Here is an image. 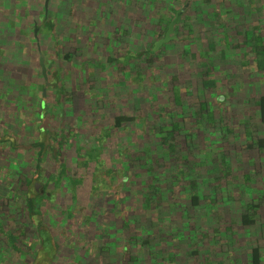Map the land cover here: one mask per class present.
<instances>
[{"label":"rangeland","instance_id":"1","mask_svg":"<svg viewBox=\"0 0 264 264\" xmlns=\"http://www.w3.org/2000/svg\"><path fill=\"white\" fill-rule=\"evenodd\" d=\"M46 1L0 0V103L3 107L0 110V130L9 131L24 142V146H29L38 138V127L49 126V121L44 122L37 115L40 99L44 95L47 102L54 106L56 94L50 88L58 85L65 87L67 97L61 100L63 112L56 109L51 123L56 127L61 124L65 130H73L82 147L86 146V142L94 145L93 139L99 136L102 129H111L117 115H139L140 122L128 126L121 133L111 129L113 136L105 144L107 148L103 154L109 167L122 166L124 160L119 159V151L129 143L131 153L126 161L137 154L138 148L156 147L158 141L154 139V130L159 119L158 110L170 104V95L161 87L162 84L172 85L173 77L178 76L181 87L185 91L187 89V100L189 97L195 100L199 95L197 85L201 84L202 66L191 59L190 63L180 59L187 50V44L179 41L173 44L170 41L157 60L160 71L154 78L160 80H148L139 89L136 85L130 86L128 80L125 82L115 66L102 71L82 65L88 60L103 64L116 53L123 54L129 49L144 50L154 42L150 33L141 34L148 19L143 23L138 20L139 17L132 15V10L137 6L134 0L131 5L127 3L128 0H49L48 8ZM220 1L223 2H213ZM188 2L191 5V0ZM227 2L229 4V0ZM49 12L56 22L54 36L59 43L57 53L54 52L56 39L41 25L43 16H49ZM202 17L208 23L213 15L207 17L202 14ZM220 22L211 29L204 25L206 23H201L203 30L197 31L202 33V38L214 40L226 53L224 58L216 57L218 90L213 91L210 97L220 122L216 127L204 128L188 121L183 134L195 132L194 144L188 147L185 137L180 138L183 153L191 150V155L200 162L196 176L206 196L202 206L193 208L186 200L180 203L177 199L176 209L162 208V214L160 210L157 211L153 215L154 222L146 226L149 228L147 233L138 242L130 243L124 256V242L130 240H125L121 226L124 209L119 206L120 203L115 206V200L124 195L118 191L121 178L116 177L111 189L97 194L92 192L88 176L86 184L78 191L76 203L73 204L70 191L61 188L54 200L46 202L41 208L42 225L52 233L59 245L53 264H169L170 258L176 264H206V261L212 264H219V261L223 264H249L254 247L261 248L264 254V148L256 144L259 139L264 140V123L257 104L259 97L264 96V72L259 73L252 66L247 72L236 71L234 55L229 48L233 47L239 28L243 32L244 24H234L229 19V13L226 32ZM127 28L130 34L125 36L123 29ZM243 36L242 41L245 40ZM226 38L228 44L220 45ZM204 45L202 42L198 47ZM252 45L249 42L248 47ZM244 47L245 44L241 48ZM68 52L75 54L71 62L62 57ZM58 53H62L61 56ZM49 55L54 56L51 73L44 58ZM215 55L220 56V52ZM41 59L47 70V81L43 77ZM6 66L13 70H7ZM55 70L60 71L61 82L57 83ZM221 96V100L226 96V104L218 103ZM4 97L6 102H3ZM186 99L185 106L188 105ZM181 112L179 107L176 113ZM21 113L24 115L21 116ZM59 113L62 116L59 117ZM246 132L250 135L248 144H256L254 149L247 148ZM1 150L0 224H3L6 233L19 235L22 254L12 251L6 237L0 232V264H28L33 258L32 250H39L40 246L35 239L36 228L27 224L29 220L25 215L23 200L16 199L14 190L26 189L22 187L23 183H18L21 175L33 179L38 177L32 167L36 154L33 149H20L15 153L9 149ZM64 154L73 175L77 166L70 152L67 155L65 150ZM223 157L230 161V173L223 169ZM9 160L16 162V178H6L7 174L10 175L7 172ZM58 168V164L49 160L44 165L43 177L46 178L50 171L55 172ZM20 180L22 182L23 179ZM139 181L132 178L133 188L140 186ZM41 182L44 181L35 183L39 190L42 189ZM211 197L214 199L212 204ZM249 203L260 204V210L257 224L245 228L241 224V216ZM215 204L221 207L218 210L221 213L219 223H215L211 212ZM181 211L187 215L182 213L181 216ZM158 220L163 222L159 223ZM23 226L27 227L23 232L25 234L21 230ZM131 236H135V233ZM147 236L151 243L139 250V244ZM195 242L200 251L198 258L192 255Z\"/></svg>","mask_w":264,"mask_h":264},{"label":"trees","instance_id":"2","mask_svg":"<svg viewBox=\"0 0 264 264\" xmlns=\"http://www.w3.org/2000/svg\"><path fill=\"white\" fill-rule=\"evenodd\" d=\"M188 1L189 0H134L137 4V10L133 9L132 15H134L135 18L139 17L138 20L143 23L148 19L147 25L141 29V34L144 35L145 32L150 33L154 42L148 45L144 50L134 51L129 49L123 54L116 53L114 56H110L106 63L103 64L88 60L82 62V65H89L94 69L102 71H106L110 66H115L118 69V73L124 76L125 82L128 80L130 86L136 85L137 88L140 87L139 89L143 88L144 85L147 84L145 82L148 80L153 79L159 81L160 78H154L158 70L160 71V68L157 66V60L162 50L167 47V44L163 45L158 51L154 50L155 44L165 38L169 25L175 20L178 13L183 10ZM213 1L214 0H192L191 5L184 12L179 24L175 28L176 35L172 42L174 44L175 41H179L187 44V50L185 49L180 59L184 63H190L189 59H191L194 63L198 62L199 65L202 66L201 84L197 85L199 95L195 100L190 97L188 100L186 99L188 94L187 89L185 91L184 87H181V83L177 79L178 76L173 77L174 80L172 85H167L166 83L162 84L161 87L170 95L169 103L174 104L175 107L166 104L158 110L159 119L156 129L154 130V139L158 141L156 147L138 148L137 154L132 155V159L126 161L129 159L128 154L131 153V151L128 150L129 143L119 151V159L121 158V160H124L122 166L117 168L113 166L112 168L109 167L106 159L103 158V154L105 153L104 150L107 148L105 144L113 136L111 129H115L117 132L121 133L124 129H128V126L140 122L139 115H117L114 118L112 128L102 129L99 136L93 139L94 145H90V143L86 142V146L82 147L76 139L78 136L74 134L73 130H65L62 128L61 124L56 127L51 123L54 118L53 112H56V109L57 112H63V103L61 100H65L67 97L65 87L58 85L57 87L52 86L50 88L53 89L56 94L53 102L54 106L47 102L44 95H42L43 97L40 99L39 113L37 115L44 122L49 121V126H39L38 138L34 142L32 141L29 146H24V142H21L9 131L0 130V150L1 148L6 150L9 149L15 153L20 149H33L36 154L32 162V167H34V174L38 177L33 179L24 174L21 175L22 177H20V179L23 180L21 182L19 179L18 183L19 185L23 183L22 187L26 189L22 191L19 189L14 190L16 199L23 200L25 215L29 220L27 224L30 225V227L34 226V228H36L35 239L40 246L39 250L37 248H32L34 249L32 250L33 258L28 264L54 263V259L58 254L59 245L55 242L51 235L52 233L42 225L43 212L41 208L46 202L53 201L59 194L57 191L61 188L65 189V191H70L73 204L76 203L78 191L86 184L85 182H87L88 176L91 179V190L93 193L97 194H101L109 188L111 189L112 185L116 182V177L118 179L121 178L118 191L120 194L124 193V195L120 196L118 200H115L117 203L115 206L117 207L120 203L119 206L124 209L122 213L124 217L121 219V226L124 230L125 240H130L129 242H124V256L127 255V250L131 245L130 243L138 242L142 239V235H144L145 232L147 233L149 228L146 226H148L150 222H154L153 215L156 214L157 211L160 210L161 212L162 208L167 207L176 209L177 199H179L180 203L186 200L193 208L202 206V202L205 201L206 196L199 182V178L196 176L200 162H197L194 155H191V150H189L187 154L183 153L182 149H184V147L181 144L180 138L182 136L185 137L188 147L194 144L195 132L187 131L186 134H183L184 126L188 121H191L192 124L197 127L203 126L204 128L216 127L218 122H220L210 97L213 91L218 90V80L215 77L216 57L224 58L226 53L219 48V45H217L214 40L202 38V33L197 32L199 29L203 30V27L200 26L201 23H206L202 14L207 17L208 15L211 17L213 15V17L209 19V22L204 24L208 26L209 29L218 24V21L220 22V18H222L220 24H223L224 31H227L226 22L229 13L228 0L216 3ZM127 3L131 5L133 0H128ZM140 4L141 6L139 7ZM49 14V16H43L42 22H39H41V25L44 26L46 31L55 38L56 22L54 18H52L53 15L51 12H49ZM149 20L151 22H149ZM135 21H137V19ZM127 29L128 30L123 29L126 34L125 36L130 34V29ZM209 31H207V33H209ZM202 42L205 45L199 48L198 46ZM258 42H261L260 38H258ZM223 43L226 45L228 44L227 38L220 43V45ZM54 46V52L57 53L59 51L57 39ZM219 52L220 56L215 55ZM256 53L259 61L258 68L264 71V56L258 52ZM61 54L62 53H58L59 56H61ZM48 57L45 56L44 58H46L48 72L51 73L54 69L51 68V62L54 56L49 55ZM62 57L65 61L71 62L74 60L75 54L68 52L67 54H63ZM7 68L13 70L11 67L6 66V69ZM54 75L57 78V83L59 81L61 82L60 71L55 70ZM222 97L223 96L218 99V103L226 104V96L224 100H221ZM184 99L188 101L187 106L184 105ZM3 102H6L5 97L3 98ZM257 104L260 119L264 123V96L259 97ZM179 107H181L182 112L176 113ZM0 110H3L2 104ZM22 115L24 114L21 113V116ZM60 115L62 116V113L58 114L59 117ZM247 134L249 133L247 132ZM256 144L259 148H264V140L259 139ZM256 144L252 145L251 143H247V148L249 150L254 149ZM65 150L67 155L68 152L71 153L74 164L77 166L73 175L67 164V159L64 154ZM49 160L58 164L59 168L55 172L50 171L45 178L43 177V168ZM168 160L171 162L169 163ZM136 165L140 167L138 166L136 169ZM222 165L225 172L229 173V171L232 170L226 157H223ZM15 166L16 162L9 160L7 172L9 171L10 175L7 174L6 178H16L18 171ZM138 169H140L139 172L137 171ZM131 171H133V174H130ZM132 178L140 180V186L138 188H133L131 182ZM42 180L44 181L43 183L41 182L42 189L37 190L36 185L38 184L35 183H40ZM215 181L216 183L218 182V180ZM117 196L118 194H116V197ZM207 200H209V198ZM213 200L214 199L211 197V204ZM133 207L135 209L130 210V208L132 209ZM212 209L213 220L215 223H219L221 213L218 211V204L212 205ZM245 209L246 211L241 216V224L245 228L254 227L257 224L260 204L249 203L246 205ZM182 213L185 216L187 215L185 211H181V216ZM69 214L72 215V212ZM161 222L163 221L160 220L159 223ZM231 227L230 225L229 230ZM26 229L27 227L23 226L21 229L22 233L26 232ZM0 232L6 237L11 250L22 254L19 247V235L6 233L3 224H0ZM133 233H135V236H131ZM149 243H151V240L149 236H147V239L142 240L141 244H139V250L146 248ZM194 246L192 255L198 258L200 251L197 249L196 242ZM135 262L137 263L138 260ZM169 264H176V262L173 258H170ZM206 264H212V262L206 261ZM219 264L223 263L221 262ZM249 264H264V254L262 249L258 246L251 250Z\"/></svg>","mask_w":264,"mask_h":264},{"label":"crops","instance_id":"3","mask_svg":"<svg viewBox=\"0 0 264 264\" xmlns=\"http://www.w3.org/2000/svg\"><path fill=\"white\" fill-rule=\"evenodd\" d=\"M250 7L252 9H250ZM229 19L230 21H233L234 24L239 22L244 24L242 28L243 32L239 31L240 28L237 31V38L240 39L236 41L237 38H235L233 47L229 48L234 55L233 58L235 61L236 71L238 69V71L247 72L250 70L249 67L252 66L255 71L259 73L264 72L258 68L259 61L256 53L258 52L264 56V0H229ZM243 34L245 40L242 41ZM258 38L261 39V42H258ZM249 42H252V47H248ZM244 44L246 47L241 48ZM246 136L247 144L249 142V136L248 134ZM227 162L229 166H231L228 158ZM230 172L231 170L229 173ZM220 208V205H218V210H220ZM221 262L222 261H219V263Z\"/></svg>","mask_w":264,"mask_h":264},{"label":"water","instance_id":"4","mask_svg":"<svg viewBox=\"0 0 264 264\" xmlns=\"http://www.w3.org/2000/svg\"><path fill=\"white\" fill-rule=\"evenodd\" d=\"M192 1V0H191ZM48 3L49 0L46 1V8H48ZM190 6V2H188L185 7L183 8V10L181 12L178 13V15L176 16L175 20H173V22L169 25L168 31L166 33L165 38L161 39L160 41H158L155 44V51H158L163 45L168 44L170 41H172L173 39H175V37L173 36V33L175 31V27L179 24L184 12L189 8ZM41 67H42V73H43V77L44 79L47 81L48 80V76H47V70L44 64V60L41 59ZM47 86H49V84H47ZM46 93V88L44 89V94ZM37 190L39 189V186L36 185Z\"/></svg>","mask_w":264,"mask_h":264}]
</instances>
